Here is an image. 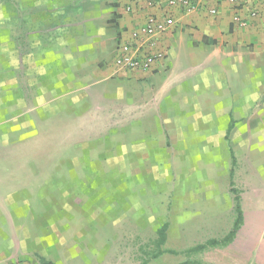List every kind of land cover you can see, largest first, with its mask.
I'll return each instance as SVG.
<instances>
[{
	"label": "rangeland",
	"instance_id": "1",
	"mask_svg": "<svg viewBox=\"0 0 264 264\" xmlns=\"http://www.w3.org/2000/svg\"><path fill=\"white\" fill-rule=\"evenodd\" d=\"M31 2L0 0V184L29 185L17 189L15 197L40 203L31 207L45 211L33 216L39 220L17 222L16 247L17 237L26 232L35 243L33 264L201 262L213 246L189 252L207 239H185L184 226L190 223L184 216L212 209L219 217L227 208L217 201L223 183L209 184L216 196L212 207L198 203L193 187L205 175L186 170L204 157L193 155L189 161L183 142L170 140L167 118L157 109L159 94L135 101L136 87L153 90L156 84L139 81L137 86L134 77L103 79L93 72V65L104 68L117 40L115 0H101L103 12L96 16L102 52L82 41L85 60L76 65L73 53L66 52L75 43L68 29L73 15L54 13L57 1L45 14H30ZM39 22L42 37L34 38L32 26ZM56 53H64L63 71L49 68L57 65ZM40 54L51 58L40 63ZM126 85L133 93L127 97L120 94ZM187 85L177 87L178 97ZM44 101L57 104L44 113L32 109ZM150 111L158 125L144 117ZM46 114L52 120L37 127ZM165 223L166 252L153 257Z\"/></svg>",
	"mask_w": 264,
	"mask_h": 264
},
{
	"label": "crops",
	"instance_id": "2",
	"mask_svg": "<svg viewBox=\"0 0 264 264\" xmlns=\"http://www.w3.org/2000/svg\"><path fill=\"white\" fill-rule=\"evenodd\" d=\"M56 1L60 8L54 13L73 15L68 17L72 21L68 29L73 31L71 35L75 43L71 47L66 46V52L73 53L70 55L72 62L76 65L78 61L85 60L82 41L87 40L93 51H100V54L103 49L99 47L96 16L103 12L101 0H32L29 13L45 14L47 8L56 7ZM194 1L201 4L195 11L172 9L175 24L161 37L167 57L160 68L154 72H130L117 71L114 66L117 43L121 38H130L131 30L144 23L149 14H162L167 6L165 0L156 7H149L146 0H115L113 11L117 15L118 29L115 46L104 68L91 67L103 79L134 77L138 81L137 86L139 81L156 84L153 90L136 87L135 101L138 102L143 95L159 94L162 106L157 109L164 111L163 117L167 118L168 135L173 136L170 140L183 142L182 148L188 159L193 155L204 157L205 162L199 165L197 161H191L186 170L189 174L205 175L199 177V183L193 187L198 192L195 198L201 206L214 204L216 196L211 195L209 184L223 183L221 197L217 201L221 200L219 208H227L220 210L223 213L219 217L214 216L212 209L207 213L185 215L184 221L190 223L184 226L185 239L225 237L233 228L236 217L231 181L233 187L240 191L244 214L241 228L228 245L209 248L201 262L264 264V0L248 2L243 11L248 19L244 27L233 22L234 9L230 0ZM127 4H132L134 10L126 11ZM211 8L217 9L216 15L210 14ZM40 25L43 23L32 26L34 38H37V33L40 34L38 38L42 37ZM56 54L57 65L49 68L63 71L64 53ZM37 56L40 63L51 58L45 54ZM37 56L33 59L35 62ZM97 60L96 57L95 62ZM180 84L189 85L182 91L184 96L178 97L176 89ZM127 86L120 92L125 97L133 94ZM54 104L57 103L39 102L32 109L43 112ZM43 113H40L41 118ZM46 115L43 122L40 119L36 124L37 127L52 120L49 114ZM144 117L158 125L156 113L150 111L144 113ZM154 125L150 126L152 132L156 128ZM60 140L64 141V136ZM192 144H196L194 149ZM232 155L236 159L235 165ZM28 186L24 184L16 188L0 184V264H33L30 255L35 243L31 235L21 232L17 237V247L15 243L17 222L39 220L33 216H41L45 212L31 207L40 203L15 197L17 189H29Z\"/></svg>",
	"mask_w": 264,
	"mask_h": 264
},
{
	"label": "built area",
	"instance_id": "3",
	"mask_svg": "<svg viewBox=\"0 0 264 264\" xmlns=\"http://www.w3.org/2000/svg\"><path fill=\"white\" fill-rule=\"evenodd\" d=\"M249 1L254 0H230L234 9L233 22L239 27L248 24L243 11ZM146 4L156 7L161 5V0H146ZM165 4L167 10L162 14H149L144 23L131 30L130 38L119 40L113 57L117 71H157L167 57V49L161 45V37L175 24L176 18L172 9L191 12L201 7V4L194 0H165ZM125 8L128 12L134 10L132 4H127ZM210 14L216 15L217 9L211 8Z\"/></svg>",
	"mask_w": 264,
	"mask_h": 264
},
{
	"label": "trees",
	"instance_id": "4",
	"mask_svg": "<svg viewBox=\"0 0 264 264\" xmlns=\"http://www.w3.org/2000/svg\"><path fill=\"white\" fill-rule=\"evenodd\" d=\"M233 159V165L236 163V159L232 155ZM231 174H233V169L231 170ZM231 191L235 194L234 200H235V221L233 228L230 230V232L223 238L221 239H209L205 243L197 244L194 247H191L189 249V252H200L206 249L207 247H212V246H223V245H228L231 243L234 238L237 235V232L241 228L243 222H244V214H243V208L241 204V196H240V191L236 188L233 187V182L231 181ZM167 229H168V224L165 223L162 225V227L158 230L159 237L156 241L158 250L155 252L153 257H158L164 252H166L165 249H162V246L165 244L167 240ZM51 264V263H50ZM143 264H147L146 262H143ZM179 264H210V263H201V262H191V261H184Z\"/></svg>",
	"mask_w": 264,
	"mask_h": 264
}]
</instances>
